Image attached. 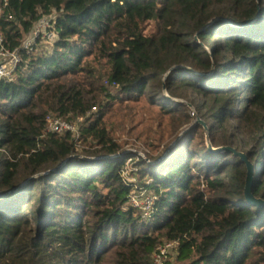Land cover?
Masks as SVG:
<instances>
[{"label": "trees", "instance_id": "1", "mask_svg": "<svg viewBox=\"0 0 264 264\" xmlns=\"http://www.w3.org/2000/svg\"><path fill=\"white\" fill-rule=\"evenodd\" d=\"M47 15L53 38L0 81V264H153L175 240L178 264H264L247 164L210 150L178 101L213 147L248 156L264 201V0H9L6 45ZM144 98L169 117L156 156L124 150L105 120L114 100ZM49 114L82 118L79 135L45 133ZM134 158L137 184L156 196L150 219L128 204Z\"/></svg>", "mask_w": 264, "mask_h": 264}, {"label": "rangeland", "instance_id": "2", "mask_svg": "<svg viewBox=\"0 0 264 264\" xmlns=\"http://www.w3.org/2000/svg\"><path fill=\"white\" fill-rule=\"evenodd\" d=\"M157 27V22L149 21L146 23L145 33L151 35L156 32ZM47 37L51 36L48 35L43 38L49 39ZM109 90L113 95L117 94V89L110 88ZM178 101L187 103L190 106L188 112L192 116L193 124H197L198 119L203 120L189 100L180 98ZM109 106L110 108L105 118L106 123L111 130L112 136L124 150H130L144 157L148 155L156 156L161 153L170 138L168 129L165 127L169 122V117L160 114L158 108L153 106L148 98L135 103L114 100ZM184 129L183 127L182 131ZM135 161H137L135 158L131 162L128 160L125 167L128 175L135 173L137 169L134 165ZM135 178L138 181L136 176ZM176 255L177 250H172L166 262L178 264Z\"/></svg>", "mask_w": 264, "mask_h": 264}, {"label": "built area", "instance_id": "3", "mask_svg": "<svg viewBox=\"0 0 264 264\" xmlns=\"http://www.w3.org/2000/svg\"><path fill=\"white\" fill-rule=\"evenodd\" d=\"M9 0H0V16L4 8L8 5ZM53 16L47 15L42 17L36 24L31 33L23 40L22 44L15 48L10 49L6 43L3 33L0 29V81H14L16 72L23 60L24 53H31L35 50L37 45V39L39 37H47L52 39L54 33L50 31L52 27ZM96 107L88 112V115L95 112ZM194 114V113H193ZM69 121L62 119L55 114H49L46 118L45 133L62 135L66 132H71L74 135H79V121ZM124 171L125 179L129 182H133L134 186L130 194L128 204L141 213L142 218L150 219L155 212L156 196L148 191L145 187L140 186L135 178V175H128ZM179 241H165L157 246L153 255V264H165L166 259L172 250H177L179 247Z\"/></svg>", "mask_w": 264, "mask_h": 264}, {"label": "water", "instance_id": "4", "mask_svg": "<svg viewBox=\"0 0 264 264\" xmlns=\"http://www.w3.org/2000/svg\"><path fill=\"white\" fill-rule=\"evenodd\" d=\"M197 123L202 124L207 132V142L209 145L210 150L212 151H232L236 154H238L241 159L247 164L248 167V175L246 178V185H245V197L248 201L251 203L257 204L259 206L264 205V201L261 199H257L253 196L252 194V185L254 183V166L249 160L248 156L245 153L242 152H237L234 148L229 147V146H222V147H213L210 143V136H209V128L203 120L198 119Z\"/></svg>", "mask_w": 264, "mask_h": 264}]
</instances>
